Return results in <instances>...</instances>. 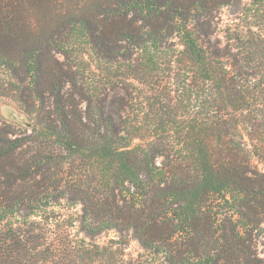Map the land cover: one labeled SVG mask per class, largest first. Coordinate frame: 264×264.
<instances>
[{
    "label": "trees",
    "instance_id": "1",
    "mask_svg": "<svg viewBox=\"0 0 264 264\" xmlns=\"http://www.w3.org/2000/svg\"><path fill=\"white\" fill-rule=\"evenodd\" d=\"M240 5L0 0V96L32 121L0 124V264H131L128 236L163 264H251L264 0ZM224 6L239 13L220 38ZM63 201L81 205V237Z\"/></svg>",
    "mask_w": 264,
    "mask_h": 264
},
{
    "label": "rangeland",
    "instance_id": "2",
    "mask_svg": "<svg viewBox=\"0 0 264 264\" xmlns=\"http://www.w3.org/2000/svg\"><path fill=\"white\" fill-rule=\"evenodd\" d=\"M246 2L247 0H241L239 8ZM239 8L234 6H224L220 8L218 15V36L220 38L222 29L234 20V17L239 13ZM31 122L29 115L21 110L14 100L7 96H0V124L10 125L13 130L19 132L29 131ZM55 210L56 213L59 214V219L67 224L71 233L81 237L82 233L79 231L81 205L68 204L63 201ZM232 221L231 226L235 223L234 219ZM13 226H15V224H13ZM117 238L118 234L114 230H107L95 237L94 241L99 244H107L111 239ZM238 241L243 243V247H246V251L252 259L251 264H264V222L254 228L250 234L239 237ZM242 245H240V247H242ZM123 257L130 261L131 264H163L161 258L146 253L139 242L131 236L125 239ZM242 258L243 255L241 254L240 264L243 261Z\"/></svg>",
    "mask_w": 264,
    "mask_h": 264
}]
</instances>
